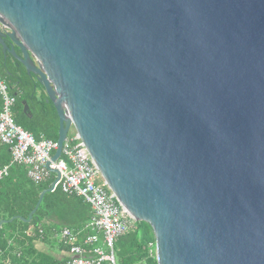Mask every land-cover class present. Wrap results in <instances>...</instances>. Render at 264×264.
<instances>
[{
	"label": "water",
	"instance_id": "water-1",
	"mask_svg": "<svg viewBox=\"0 0 264 264\" xmlns=\"http://www.w3.org/2000/svg\"><path fill=\"white\" fill-rule=\"evenodd\" d=\"M0 46L157 264H264V0H0Z\"/></svg>",
	"mask_w": 264,
	"mask_h": 264
},
{
	"label": "trees",
	"instance_id": "trees-1",
	"mask_svg": "<svg viewBox=\"0 0 264 264\" xmlns=\"http://www.w3.org/2000/svg\"><path fill=\"white\" fill-rule=\"evenodd\" d=\"M18 52V51H17ZM19 53V52H18ZM0 78L8 93L14 97L11 109L16 124L30 132L35 138L43 135L56 142L58 118L50 101H46L43 86L34 75L27 74L22 64L0 46ZM22 101L28 105L31 117L22 111ZM1 107V98H0ZM8 146L0 145V167L8 164ZM55 175L50 173L41 182H33L26 167L11 164L8 174L0 179V220L14 216L27 218L37 203L39 193L50 186ZM92 216L90 205L82 197L62 191L60 185L43 194L42 199L29 221L15 218L0 226V264H59L60 258L52 254L56 246H66L57 237L62 227L83 231ZM41 238L48 251L40 252L34 240ZM117 264H157L154 236L148 223L136 220L126 233L114 242Z\"/></svg>",
	"mask_w": 264,
	"mask_h": 264
},
{
	"label": "built area",
	"instance_id": "built-area-1",
	"mask_svg": "<svg viewBox=\"0 0 264 264\" xmlns=\"http://www.w3.org/2000/svg\"><path fill=\"white\" fill-rule=\"evenodd\" d=\"M0 144L8 146L10 162L0 167V179L8 174L11 164L26 167L28 177L41 182L58 170L56 185L62 191L83 198L92 216L86 234L62 227L59 239L66 246L67 257L59 264H117L114 252L116 238L133 226L135 218L118 201L86 153L73 128L62 142L60 157L52 161L56 142L40 135L35 138L16 124L11 109L14 97L0 78Z\"/></svg>",
	"mask_w": 264,
	"mask_h": 264
},
{
	"label": "crops",
	"instance_id": "crops-1",
	"mask_svg": "<svg viewBox=\"0 0 264 264\" xmlns=\"http://www.w3.org/2000/svg\"><path fill=\"white\" fill-rule=\"evenodd\" d=\"M1 145V144H0ZM4 145V144H3ZM9 150V149H8ZM10 153V152H9ZM10 162V161H9ZM9 164V163H8ZM7 165V164H6ZM4 166V165H3ZM60 231V230H59ZM59 231L57 232V237H59ZM34 245L36 246V249L40 252H50L48 251V247H47V244L46 242H44L43 240H41V238H37L35 239L34 241ZM52 254L54 255H57L58 258H60V261L65 259L67 257V251H66V248L64 250H59L58 247L56 246L53 250H51Z\"/></svg>",
	"mask_w": 264,
	"mask_h": 264
},
{
	"label": "flooded vegetation",
	"instance_id": "flooded-vegetation-1",
	"mask_svg": "<svg viewBox=\"0 0 264 264\" xmlns=\"http://www.w3.org/2000/svg\"><path fill=\"white\" fill-rule=\"evenodd\" d=\"M6 41H7V40H6ZM35 77H36V76H35ZM28 110H29V109H27L25 112H24V111H22V112H23L25 115H28V117H31L30 114H29V112H28Z\"/></svg>",
	"mask_w": 264,
	"mask_h": 264
}]
</instances>
